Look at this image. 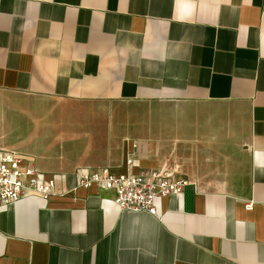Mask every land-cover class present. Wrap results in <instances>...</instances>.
<instances>
[{
  "label": "crops",
  "instance_id": "crops-1",
  "mask_svg": "<svg viewBox=\"0 0 264 264\" xmlns=\"http://www.w3.org/2000/svg\"><path fill=\"white\" fill-rule=\"evenodd\" d=\"M0 149L57 193L0 208V264H264V0H0ZM128 160L188 185L76 187Z\"/></svg>",
  "mask_w": 264,
  "mask_h": 264
},
{
  "label": "built area",
  "instance_id": "built-area-1",
  "mask_svg": "<svg viewBox=\"0 0 264 264\" xmlns=\"http://www.w3.org/2000/svg\"><path fill=\"white\" fill-rule=\"evenodd\" d=\"M127 172L115 174L107 168L79 175L77 188L97 187L113 191L114 203L121 211L156 214L155 200L182 195L188 181L170 179L159 171L133 174L132 161H127ZM56 178L43 180L33 165H26L18 155L0 149V208L27 197L48 200L57 195ZM65 195V194H58ZM247 210L252 204L245 205Z\"/></svg>",
  "mask_w": 264,
  "mask_h": 264
}]
</instances>
